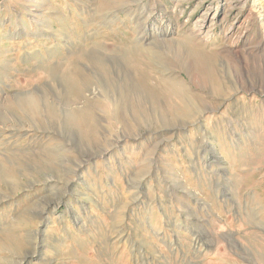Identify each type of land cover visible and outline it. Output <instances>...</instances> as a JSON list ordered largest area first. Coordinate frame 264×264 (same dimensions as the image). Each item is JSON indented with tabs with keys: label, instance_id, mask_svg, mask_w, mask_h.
<instances>
[{
	"label": "rangeland",
	"instance_id": "rangeland-1",
	"mask_svg": "<svg viewBox=\"0 0 264 264\" xmlns=\"http://www.w3.org/2000/svg\"><path fill=\"white\" fill-rule=\"evenodd\" d=\"M0 264H264V0H0Z\"/></svg>",
	"mask_w": 264,
	"mask_h": 264
},
{
	"label": "bare ground",
	"instance_id": "bare-ground-1",
	"mask_svg": "<svg viewBox=\"0 0 264 264\" xmlns=\"http://www.w3.org/2000/svg\"><path fill=\"white\" fill-rule=\"evenodd\" d=\"M203 22H204V20H203ZM214 71V70H213ZM10 92H8L7 94H9ZM199 226V225H198ZM182 233H184L183 231H181V232H179L178 234H176V235H180V234H182Z\"/></svg>",
	"mask_w": 264,
	"mask_h": 264
}]
</instances>
